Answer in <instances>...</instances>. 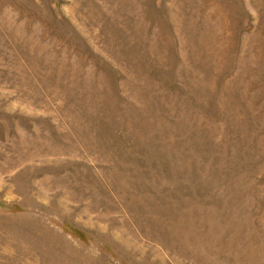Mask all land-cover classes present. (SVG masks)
<instances>
[{
	"label": "rangeland",
	"instance_id": "1",
	"mask_svg": "<svg viewBox=\"0 0 264 264\" xmlns=\"http://www.w3.org/2000/svg\"><path fill=\"white\" fill-rule=\"evenodd\" d=\"M0 264H264V0H0Z\"/></svg>",
	"mask_w": 264,
	"mask_h": 264
}]
</instances>
